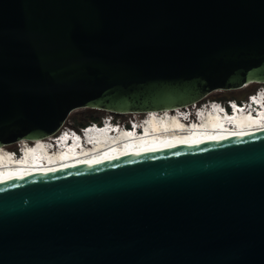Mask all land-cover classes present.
Listing matches in <instances>:
<instances>
[{"label": "water", "instance_id": "obj_1", "mask_svg": "<svg viewBox=\"0 0 264 264\" xmlns=\"http://www.w3.org/2000/svg\"><path fill=\"white\" fill-rule=\"evenodd\" d=\"M252 84L264 0H0V149ZM0 264H264V132L2 183Z\"/></svg>", "mask_w": 264, "mask_h": 264}, {"label": "bare ground", "instance_id": "obj_2", "mask_svg": "<svg viewBox=\"0 0 264 264\" xmlns=\"http://www.w3.org/2000/svg\"><path fill=\"white\" fill-rule=\"evenodd\" d=\"M196 106L197 105L195 104L186 108H178L172 112L143 113L147 114V116L142 120L147 121V130H149L147 134L149 137L144 140L131 142L133 147L129 149L125 148L126 146L122 147L119 143L115 149H109L105 153L98 152L92 155L73 157L67 153L63 156H61L63 153L58 155L55 146L54 150L52 149L49 151V148L44 145L51 144L53 139L59 135L50 139H41L32 142H18L16 143L20 147L18 150L21 151L22 148H26V152L28 154H34L31 146L34 144L39 145L38 152L32 155V158L38 156L40 157V160L34 164H26V166L22 168L3 170L4 168L0 166V184L60 171L63 169L107 163L151 151L191 147L194 145L229 140L264 132L263 111L260 116L261 118L255 122H248L242 117L237 116L233 119L234 125L229 128L228 126L224 127V125L220 123V118H212L207 122L202 121L201 123L204 125L199 128V130L195 128V131L192 132L177 133L176 128L183 130L187 128V123L181 121L178 116H174L173 114L179 115L180 112H184L188 109L192 111ZM160 116L162 117L159 118ZM201 123H199V125ZM129 140L130 139H126V142ZM6 148L7 147L0 149V165L10 162L9 160H11V156H3ZM18 150L15 151L17 152Z\"/></svg>", "mask_w": 264, "mask_h": 264}, {"label": "rangeland", "instance_id": "obj_3", "mask_svg": "<svg viewBox=\"0 0 264 264\" xmlns=\"http://www.w3.org/2000/svg\"><path fill=\"white\" fill-rule=\"evenodd\" d=\"M264 89V85L262 84H252L250 86L236 89L232 91H218L210 96H208L204 101L199 103L197 106H201L204 103H207L209 101H217L220 99H223V102L227 101H238L240 103H243L247 101L248 97L252 95L253 91L257 93L258 91ZM95 116L98 118H105L111 116L109 113H106L104 111L96 110V109H79L73 112L66 124V126L60 131V133L65 130L66 128H73L78 129V127L82 126V124H90L91 123V117ZM147 116V114H121V115H115L114 118L116 121L120 123H128L131 120H142ZM20 147L17 144H13L10 146H7L6 150H18Z\"/></svg>", "mask_w": 264, "mask_h": 264}, {"label": "trees", "instance_id": "obj_4", "mask_svg": "<svg viewBox=\"0 0 264 264\" xmlns=\"http://www.w3.org/2000/svg\"><path fill=\"white\" fill-rule=\"evenodd\" d=\"M253 94L255 93V91L252 92ZM217 101H220V102H223V99H220V100H217ZM103 118H98V117H95V116H92L91 117V123L92 122H95V123H99L102 121ZM86 124H82V126H85Z\"/></svg>", "mask_w": 264, "mask_h": 264}, {"label": "clouds", "instance_id": "obj_5", "mask_svg": "<svg viewBox=\"0 0 264 264\" xmlns=\"http://www.w3.org/2000/svg\"><path fill=\"white\" fill-rule=\"evenodd\" d=\"M109 117H111V118H114V116H112V115H111V116H109Z\"/></svg>", "mask_w": 264, "mask_h": 264}]
</instances>
